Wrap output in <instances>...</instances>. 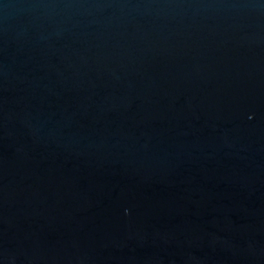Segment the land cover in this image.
<instances>
[{"label":"water","instance_id":"water-1","mask_svg":"<svg viewBox=\"0 0 264 264\" xmlns=\"http://www.w3.org/2000/svg\"><path fill=\"white\" fill-rule=\"evenodd\" d=\"M0 264H264V0H0Z\"/></svg>","mask_w":264,"mask_h":264}]
</instances>
